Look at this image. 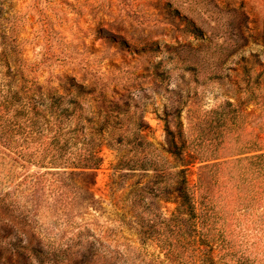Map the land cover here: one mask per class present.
Segmentation results:
<instances>
[{"label":"rangeland","instance_id":"374dc122","mask_svg":"<svg viewBox=\"0 0 264 264\" xmlns=\"http://www.w3.org/2000/svg\"><path fill=\"white\" fill-rule=\"evenodd\" d=\"M12 14V55L35 66L44 90L72 96L69 80L84 89L81 108L92 123L83 136L103 159L92 176L77 175L0 145V193H11L23 238L40 248L27 263L191 264L185 236L166 253L159 226L177 211L174 173L185 168L189 185L202 174L213 198L236 209L223 235L225 262L264 264V173L254 158L264 153V0H0V49ZM101 96L122 112L116 128L139 127L164 159L162 191L141 193L152 170L121 168L128 148L96 134ZM173 138L185 165L172 154ZM203 157L225 164L203 171Z\"/></svg>","mask_w":264,"mask_h":264},{"label":"trees","instance_id":"16d2710c","mask_svg":"<svg viewBox=\"0 0 264 264\" xmlns=\"http://www.w3.org/2000/svg\"><path fill=\"white\" fill-rule=\"evenodd\" d=\"M15 19L14 14L5 18L8 34L2 36L5 46L0 49V67L7 68L5 72L0 69V145L26 162L49 168H69L72 170L70 174L78 170L75 174L92 176L93 171L100 168L103 159L99 146H94L90 139L83 136L88 129L86 123H92L81 108L80 97L84 89L69 80L70 87L66 91H72V96L56 95L52 86L44 90L38 78L31 74L35 66L24 62L22 57L13 56L9 49L7 42L16 44L18 40L13 28ZM10 57L13 58L14 68L18 69L14 74L8 70ZM97 107L100 126L96 134L111 135L117 145L128 148L119 166L130 170H152L154 182L148 190L142 188L140 191L149 194L162 191L155 190L160 183L159 173L165 170L159 166L164 159L158 151L142 138L139 127L116 128L118 126L115 124H121L122 112L105 97H97ZM170 145L174 147L172 154L181 165H185L184 149L177 145L174 138ZM254 158L262 165L260 172L264 173V153L256 154ZM208 160L200 158L201 170H211L225 164V161ZM185 172L186 169L181 168L174 173V191L179 198L177 211L170 218H163L159 225L163 249L166 253L177 252L180 247H175L174 241H179L178 236L184 235L188 243L183 248L188 247L193 254L191 264H216L211 255L213 246L221 253V264H227L225 257L228 252L223 235L232 226L236 209L222 206V200L213 198L214 194L207 190L202 174H199L196 184L191 186ZM209 177L212 180L213 176ZM37 184L33 182L32 186ZM240 198L237 197V200ZM15 201L11 193H0V259H6L5 264H13L18 260L29 264L26 260L32 261V254L40 252V248L23 238L20 212ZM27 224L30 226L29 219L22 225ZM237 260L235 264H262L257 257H240Z\"/></svg>","mask_w":264,"mask_h":264}]
</instances>
